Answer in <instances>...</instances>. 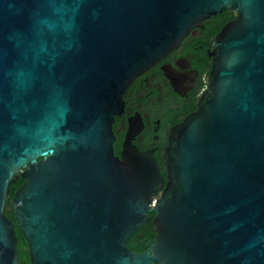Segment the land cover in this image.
I'll use <instances>...</instances> for the list:
<instances>
[{"label":"water","instance_id":"1","mask_svg":"<svg viewBox=\"0 0 264 264\" xmlns=\"http://www.w3.org/2000/svg\"><path fill=\"white\" fill-rule=\"evenodd\" d=\"M226 10L165 178L152 152L116 158L128 86ZM15 228L29 264H264V0H0V264Z\"/></svg>","mask_w":264,"mask_h":264},{"label":"flooded vegetation","instance_id":"2","mask_svg":"<svg viewBox=\"0 0 264 264\" xmlns=\"http://www.w3.org/2000/svg\"><path fill=\"white\" fill-rule=\"evenodd\" d=\"M203 23L201 27L194 28L175 50L138 75L126 89L123 112L112 123L115 137L113 153L116 158L122 160L124 152L131 145L140 152H152L165 178L163 153L170 130L197 109V99L206 87L205 79L211 68L207 50L204 55L203 46L199 45L209 26ZM158 194L155 193L153 197L157 198ZM153 216L150 214V219ZM144 227L150 228L148 240L152 239L151 220ZM17 230L15 228L18 239ZM142 236L141 231L138 238ZM134 242H138V239ZM25 251L27 253L26 245ZM19 263L29 264V259L28 263H21L20 260Z\"/></svg>","mask_w":264,"mask_h":264},{"label":"trees","instance_id":"3","mask_svg":"<svg viewBox=\"0 0 264 264\" xmlns=\"http://www.w3.org/2000/svg\"><path fill=\"white\" fill-rule=\"evenodd\" d=\"M236 17V13L231 10H226L221 14H218L216 16H212L209 19L205 20L203 24L209 25L208 31L205 34V38L203 42H201L199 45L203 46V53L205 55L206 50L210 48L211 43L214 39V36L219 32V30L224 26L227 22L233 20ZM194 46V45H190ZM207 61L210 63V59L207 58ZM23 183V180L19 177L17 178L9 188V199L12 197L14 191ZM4 214L7 218L12 220V222L15 224V219L12 214V212L9 209L8 203L5 205ZM143 232V236L138 238V235L140 232ZM150 228L143 227L139 231L134 232L131 240L128 243V247L130 249L136 250L138 253H142L145 249V244L147 243V240L150 238ZM18 234V256L21 263H28V255L25 251V243L22 239V236L20 234V231L17 230ZM138 239V242H134V240Z\"/></svg>","mask_w":264,"mask_h":264}]
</instances>
